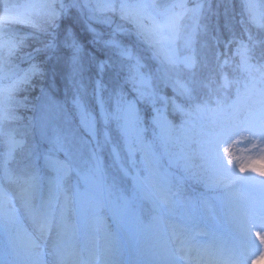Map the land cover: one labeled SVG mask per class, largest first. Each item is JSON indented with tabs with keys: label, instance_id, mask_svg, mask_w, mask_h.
I'll return each mask as SVG.
<instances>
[{
	"label": "snow or ice",
	"instance_id": "snow-or-ice-1",
	"mask_svg": "<svg viewBox=\"0 0 264 264\" xmlns=\"http://www.w3.org/2000/svg\"><path fill=\"white\" fill-rule=\"evenodd\" d=\"M206 3L207 8L189 9L177 0H0V82L11 81L0 86V136L7 137L9 149L0 159L5 236L0 264H36L41 254L50 257L43 264H126L122 248L130 240L141 242L139 264H254L257 256L264 261V155L239 169L256 175H240L229 150H221L229 142H243L264 153V0H245L239 33L230 20L223 26L227 36L217 24L214 43L198 50L200 24L185 33L181 21L189 13L194 21L203 11L212 13L210 0ZM93 23L106 25L108 38ZM77 24L86 26L87 43L100 47L99 56L85 51ZM14 25H31L44 37L32 35L42 47L26 54L29 61L43 54L40 64L22 70L13 63L29 38ZM121 34L126 43L116 39ZM181 39L187 54L177 48ZM144 52L159 67L142 63ZM113 57L119 61L117 78L125 67L128 74L109 89L103 74L116 66ZM53 59L66 69L71 105L89 132L86 144L54 124L66 116L68 102L56 99L51 85L44 87L45 66ZM89 69L97 74L91 107L85 84ZM158 83L171 86L173 95H160ZM21 85H39L31 110L42 134L51 132L43 159L54 175L36 161L10 167L24 141L4 125L18 119L14 93ZM142 103L150 106L147 118L138 107ZM169 108L180 115L179 123L168 119ZM106 147L116 173L104 158ZM185 176L203 179L233 201L229 233L220 243H196V236L206 233L189 224L210 205L186 197ZM22 212L28 228L21 226Z\"/></svg>",
	"mask_w": 264,
	"mask_h": 264
},
{
	"label": "trees",
	"instance_id": "trees-1",
	"mask_svg": "<svg viewBox=\"0 0 264 264\" xmlns=\"http://www.w3.org/2000/svg\"><path fill=\"white\" fill-rule=\"evenodd\" d=\"M25 0H6V2H15V3H23ZM195 1L199 2V4H205V8H207L206 0H186V5L190 6ZM212 5V13H209L207 11H203L199 17V20L196 21L200 24V31L197 36V49H200V46L203 44L211 45L214 43L212 37L215 35V32L213 31L214 27L218 24L220 31L223 33L224 36H227V33L224 31V24L226 21L230 20L233 25H235V30L237 33H239V25L237 24V21L241 19V6L243 3H245V0H210ZM253 2L259 4L261 0H253ZM246 18V13H245ZM92 27L95 28L97 31L102 32L105 34V38L107 37V33L110 31V29L106 25H100L93 23ZM15 30L21 35H28V39H26L23 43L22 48L18 49V56L13 60V63L17 65L20 69L26 70L31 66V64H40L41 61L44 58V55L37 56L34 60L29 61L27 59L26 54L28 52L33 51V49L37 47H42V44L39 43V40H43L44 37L40 35L38 32H36L32 27L25 26V25H14ZM75 31L78 35V37L81 39L82 42L85 43L86 49L85 51L88 53H95L97 56L100 55V47L99 46H92L87 43V41L90 39V33L86 31V26L77 24L75 26ZM32 35L38 36L39 40L31 39ZM118 41L121 43H126L128 37L124 36L123 34L118 35L116 37ZM140 48V51L143 52V47L138 46ZM235 47V46H233ZM223 51V48L220 49ZM234 50V48H233ZM107 55V53H105ZM145 60L142 61V63H146V65L152 69H155L156 67H159V62L154 61L152 59H149V53L144 52ZM114 60H116V66L110 67L105 71L103 74V80L106 84V86L111 89L116 83L122 82L123 78L127 76L128 70L127 67H125L122 71L119 72V78H117V70L119 68V61L116 57H113ZM85 63H87V58L85 60ZM144 71H147L148 68L146 67L143 69ZM45 71L47 72V76L44 79V87H48L51 85V93L52 95L60 100L61 102L67 101V107H66V116L68 120H70V124L73 125V127L78 130V133L84 138V140L89 141L90 136L89 132L86 126H83L80 122V117L78 112L72 107L71 105V98L72 93L70 90H68L65 87V79L64 75L66 72V69L62 65H58L56 61L53 59L47 63L45 66ZM22 74V73H21ZM86 80L85 84L87 86V91L89 93V96L87 97L88 103L90 107L92 106L91 102V89H92V80L97 79V74L94 69H89L88 72L85 74ZM87 77H91V80L87 79ZM15 79V77L13 78ZM37 79V78H34ZM10 80L3 81L2 83H10ZM155 87H158L160 91V95L164 96H172L173 90L171 86L165 87L163 83H158L154 85ZM130 87V86H129ZM39 85L35 89L28 88L27 86L21 85L17 88V90L14 93V99L19 102L15 106L14 114L17 116L18 119L11 120L7 122L4 125L6 132H12L13 134L17 135V137L23 138V145L20 148H17L14 150L13 158L16 159L13 161L11 160L10 167L17 169L20 167H23L27 165L30 161H36L37 166L45 172V174L48 175H54L51 173V171L47 168V165L45 164V161L43 159L44 153L51 147V145L48 143L47 140L44 138H41L38 135L37 129H36V122L33 120V116L35 113L31 110V105L35 103L34 97L39 95ZM107 95V93H105ZM162 106V105H160ZM19 107V109H18ZM168 119L173 121L174 123L180 122V115L178 113H173L171 109L169 108L167 111ZM149 116L148 112L145 113L144 118H147ZM99 127V126H98ZM111 128L114 129L115 125H111ZM110 135L112 137L116 136V133L114 131L110 132ZM102 139V136L99 137ZM122 143V142H121ZM225 145L221 146V150L223 151ZM195 147V146H193ZM226 148L227 145L225 146ZM37 158H39L37 160ZM62 158V157H61ZM104 158L106 162L111 165V171L113 173L117 172L116 166L113 165L112 159L109 155V149L106 147L104 150ZM232 158V157H231ZM235 163L239 167L236 170H239L240 167L243 165L247 167L249 164L248 161H244L242 159L241 155H237L235 157ZM163 164L166 165L167 158H165L162 161ZM196 164H199L200 161H195ZM240 175H244V173L237 172ZM251 171H247V174H250ZM246 174V172H245ZM194 181L191 182H185L183 187L185 188L186 193L188 192V197H191L193 200H198L203 196H209L213 200H217L220 204V211L222 214L223 219L228 221L231 217V209L233 208L232 200L225 195L222 189H211L205 185V182L203 179H191ZM70 182H72V179L70 178ZM105 215H110V213H105ZM114 221H109L110 225H114ZM123 247L125 248V252L128 253L131 251V248L128 247L123 242Z\"/></svg>",
	"mask_w": 264,
	"mask_h": 264
},
{
	"label": "rangeland",
	"instance_id": "rangeland-1",
	"mask_svg": "<svg viewBox=\"0 0 264 264\" xmlns=\"http://www.w3.org/2000/svg\"><path fill=\"white\" fill-rule=\"evenodd\" d=\"M24 2H27V0H25ZM177 2H183L186 4V0H177ZM197 4H199V2L195 1L193 4H191L190 6H187V7L189 9H192V8H195V6ZM177 11H179V10H177ZM194 23H196V21L193 20L191 14L190 13L186 14L185 17L183 18V20L181 21V24L183 25L185 33H187L188 31L191 30V27ZM27 26L31 27V25H27ZM177 48L181 50V54H187L186 52L183 51L184 40L181 39V40L177 41ZM3 85H6V84L0 82V86H3ZM158 106H160V105H158ZM138 107L141 110L142 117H144L145 113H147V112L149 115H151L150 106L144 105L142 103L141 105H138ZM18 109H19V107H18ZM18 113H17V116L15 114H14V116L18 117V115L20 114V113L19 114ZM70 122L71 121L65 117L63 119L57 117L54 120L55 126L70 130L71 132H73L75 134L76 138L79 141H82L86 144L88 141L84 140V138L80 135V133H78V130H76L73 127V125L70 124ZM36 129H37L38 135L41 138H44L45 140L48 141V138L51 135V132L49 131L47 134H42V129L37 122H36ZM13 135L15 136L16 140H23V138L17 137V135H15V134H13ZM226 145L228 147L227 149L231 153V157L233 160H235V157L239 154L242 156V159L244 161H248V163H250V161L256 160L257 158L264 155V153H261L258 149H252L250 145H247L243 142H236V143L229 142L228 144H225V146ZM225 146H224V148H226ZM20 147H17V148H20ZM8 150L9 149H8L7 137L0 136V159L3 158L4 154L7 153ZM12 159L14 161L16 158L15 157L13 158V156H12ZM238 166L235 163L236 169L239 168ZM256 166L259 167V164H257ZM238 171L239 170H236V172H238ZM244 175H256V173L251 172L250 174H247V172H246V174L244 173ZM71 179H72V182H75V176H72ZM190 179H193V178L191 176H185L183 179V182L184 181H186V182L194 181V180H190ZM241 194L249 195L250 193H248L245 190H241ZM203 199L207 200L209 202V205H210L207 212H202L199 214L202 217V220L203 221L206 220V221L205 222H203V221L202 222H191L190 228H192L193 230L199 229L202 233H206V234H201V235L196 236V243L197 244L209 245L208 243L211 240L215 241L216 243H220L222 239H224L228 236V233H229L228 225L230 226V219L228 221H225L221 217L219 208L217 207V205H215V203L212 200H210V198L204 197ZM232 203H233V201H232ZM233 209H234V204H233V208L231 209V212ZM20 223H21V226L24 228L29 227L30 222L27 218L26 213L22 212V214L20 216ZM4 241H5V236H4L2 229H0V251H2V249H3ZM125 243L128 247L132 248V250H131L132 254H130L129 257H127L123 251V255L121 256V259L123 261H126V264H139L140 257L136 254V249L140 246L141 242L138 240H130V241H125ZM257 243H259L258 238H257ZM44 250H45V248L42 245L41 251L43 252ZM34 259L36 261V264H43V261L45 259L50 260V257H45L43 254H41V255L35 257ZM253 261H254V264H264V261H261V259L258 256L253 257Z\"/></svg>",
	"mask_w": 264,
	"mask_h": 264
}]
</instances>
